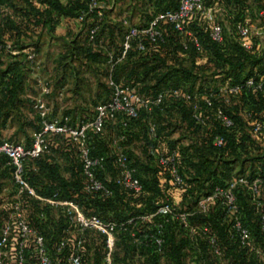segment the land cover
<instances>
[{
	"label": "trees",
	"instance_id": "16d2710c",
	"mask_svg": "<svg viewBox=\"0 0 264 264\" xmlns=\"http://www.w3.org/2000/svg\"><path fill=\"white\" fill-rule=\"evenodd\" d=\"M88 1L0 0V41L11 44L16 51V54H10L5 49H0V129L13 116L22 117V110L29 105L32 108L35 100L31 101L26 95L27 68L30 65L26 61V54L22 53L24 48L22 37L36 31L39 25L54 33L56 26L63 19L81 25L91 18L90 29L96 20L95 15L88 14L83 22L78 21L81 12L87 10ZM156 3L158 5L163 3L164 6L160 10H153L149 20L160 11L177 7V0H157ZM205 6L212 10L214 22L223 28L224 39L221 44L210 40L205 30L207 24L203 16H198L185 25V29L198 39L200 50L195 47L193 37L179 33L168 25L165 27L164 43L148 45L143 53L132 50L121 63L114 66L111 73L106 57V71L109 72L111 79L115 83L133 86L139 94L151 97L169 88H181L187 93L203 92L205 90L203 87L194 91V86L197 82H204L209 78H213L217 83V91L220 87L242 84L248 78L263 74L264 19L258 18L257 12L264 10V0H206ZM105 13L106 11L95 38L104 31ZM246 19L260 28L259 35L251 37L252 47L249 50L242 46V41L235 31L236 24ZM120 24L124 27L122 22ZM35 48H29L27 52L36 53ZM119 50L120 45L118 52ZM91 54L90 49L85 51L86 57ZM126 70L128 73L123 77L126 82H118L120 74ZM262 79L264 80V75ZM147 81L152 85L150 88L143 85L142 88L147 90L143 92L139 85ZM109 89L111 94L110 86ZM229 98V104L219 98L215 100V105L221 107L233 119L235 127L231 130L222 128L212 118L205 126L196 124L191 116L192 109L189 103L168 98L161 107L154 108L150 113L141 112L137 119L129 122V127L123 129L118 124L109 125L104 134L92 139V154L106 157V171L98 175L103 180L105 173L114 170L109 154V140L114 133L125 135L126 153L136 167L137 177L142 184V192L139 194L128 192L114 183L110 184L113 191L111 198L104 199L98 195L87 194L75 149L61 136H54L64 141L57 145L51 144L49 154L25 164V177L37 195L43 198L56 195L59 200L72 201L85 215H95L104 221L122 223L131 217L153 213L167 199L182 209L194 211L198 199L209 195L214 186L224 185L235 175H245L248 179L257 176L264 178V153H260L261 148H264V135L258 139L254 138L241 114L243 110H247L255 119L264 122V94L243 92ZM199 105L203 108L202 103ZM36 117L39 120L37 115ZM149 122L155 126V138L150 135ZM24 124L26 123L22 122L20 128ZM30 126L33 127V132L40 129V126L34 127L32 123ZM173 131L182 133L176 141L171 139ZM216 136L225 137L224 149L213 146L212 142ZM138 144L139 146L142 144L144 157V162L139 165L135 159L140 157H137L133 150ZM54 145L55 150L63 152L62 159L64 166L67 167L65 174L61 171L59 159L53 154ZM162 145L167 150L177 149L180 154L178 161L180 173L188 184L184 192L175 189L166 171L159 169L156 164L152 150ZM237 164L238 169L235 167ZM247 164L250 165L248 174ZM12 170V167L7 165V159L0 156V178L7 175L12 181ZM238 199L242 208V221L264 251V236L259 231L251 198L241 191ZM262 200L264 203V187ZM22 203L29 225L43 236L51 258L55 263L64 260L70 249L67 248L61 253L57 251L58 242L69 228L64 209H53L27 196L23 197ZM11 205L12 203L6 207L7 209L3 207L1 211L0 229L11 212ZM223 214L224 211L215 205L209 206L205 214L195 213L190 218L194 226L206 225L210 228L217 236L221 252V256L216 257L208 248L207 242L199 237L197 239L199 251L194 253L196 258L193 257L191 260H194V263L190 264H264V259L240 248L230 239L231 233L226 221L223 220ZM158 220L156 218L151 223L137 227L135 229L137 235L143 230L152 232L153 223ZM179 229L175 223L166 226V245L162 256L156 254L153 248H136L131 244L128 232H119L113 252L114 264H129V261L137 256L145 257L148 262L155 264L162 259L167 264H188L187 258L193 248L187 237L176 238V235H186ZM87 235L89 236L85 239L82 264H103L105 251L103 238L94 232Z\"/></svg>",
	"mask_w": 264,
	"mask_h": 264
},
{
	"label": "built area",
	"instance_id": "2783aa9c",
	"mask_svg": "<svg viewBox=\"0 0 264 264\" xmlns=\"http://www.w3.org/2000/svg\"><path fill=\"white\" fill-rule=\"evenodd\" d=\"M205 1L177 0L175 9L156 13L143 26L130 25L123 19L122 25L125 30L120 50L117 54L111 52L107 55L106 63L109 72L111 73L114 66L121 63L132 50L143 53L148 45L164 43L165 27L168 25L179 33L193 37L192 33L185 29V25L198 16L204 17L207 24L205 30L210 40L221 44L224 39L223 28L214 22L213 12L205 6ZM110 9L111 6L104 2L89 0L87 10L81 12L78 17L79 22H83L88 14L96 16L88 32L90 41L95 39L100 29L104 11ZM257 17L264 19V10H259ZM235 31L242 41V46L249 50L252 47L251 37L259 35L260 28L246 19L236 24ZM193 43L198 50L201 49L197 38L193 37ZM2 48L10 54H16L9 43L0 41V49ZM26 61L33 70L39 69L38 55L35 52H27ZM263 75L264 68L263 74L248 78L242 84L220 87L217 91L187 93L181 88H169L151 97L139 94L133 86L115 83L110 76L108 83L112 91L110 98L98 103L94 107L92 117L80 121L77 125H73L68 117L60 119L49 117L50 108L43 97L49 96L52 90L48 82L40 81L41 94L35 98L32 106L34 113L39 117L40 129L31 134V144L27 146L21 143H0V156H4L7 159V165L13 169L12 181L16 188L15 197L17 198L12 203L11 212L0 229V264H29V260H33L34 264H82L84 243L89 232L98 234L104 240L103 264H114L113 252L119 232H128L131 244L136 248H153L156 254L162 256L166 245V226L171 223H175L180 228L179 231L186 234L176 235L177 239L185 236L190 240L193 250L187 258L188 264L194 263L191 259L196 258L194 253L199 251L197 242L199 237L207 242L208 248L216 257H220L217 236L206 225L194 226L190 219L195 213L205 214L209 206L215 205L224 211L223 220L226 221L231 233L230 239L235 241L240 248L264 259V251L255 242L251 231L242 221V208L238 199L241 191L249 195L255 207L259 231L264 236V203L262 200L264 178L260 176L248 179L245 175H235L224 185L214 186L209 195L197 200L194 211L182 209L167 199L153 213L131 217L122 223L104 221L95 215L87 216L77 204L69 200H59L56 195L43 198L35 193L25 177V164L49 154L51 151L50 137L61 136L67 139L75 149L84 190L87 194L98 195L104 199L111 198L113 196L111 183L133 194H139L142 192V184L137 177L136 167L133 166L126 153L125 135L117 134L109 140V154L112 157L114 170L105 173L103 180L98 175L106 171V157L92 154V139L95 136L104 134L109 125L118 124L123 129L129 127V122L137 119L141 112L150 113L154 108L161 107L168 98L189 103L192 109L191 116L196 124L205 126L212 118L222 128L231 130L235 127L233 119L221 107L215 105V100L222 98L226 104H229V97L240 95L243 92L264 94ZM199 103H202L203 108ZM241 114L248 123L252 136L256 139L261 138L264 135V122L255 119L247 110H243ZM149 130L151 137L155 138V126L150 122ZM212 143L215 148L224 149L226 139L224 136H216ZM166 150L162 147L152 150L156 164L159 169L166 171L173 187L184 192L188 184L180 173L178 163L180 154L177 149ZM24 196L31 197L53 209H64L69 228L65 230L64 236L58 242L57 251L61 253L69 248L70 253L61 262L55 263L47 250L43 236L29 225L23 210ZM156 218L159 220L153 223L152 232L143 230L140 235H137L135 231L137 227L151 223ZM135 259L130 260L129 264H138Z\"/></svg>",
	"mask_w": 264,
	"mask_h": 264
},
{
	"label": "rangeland",
	"instance_id": "374dc122",
	"mask_svg": "<svg viewBox=\"0 0 264 264\" xmlns=\"http://www.w3.org/2000/svg\"><path fill=\"white\" fill-rule=\"evenodd\" d=\"M157 0H102L109 6H114V10H108L105 13L103 32L101 31L94 41L88 38L89 24L91 18L82 23L73 30H65L63 35L51 33L48 28L38 27L36 31L22 37L23 54L29 51V48H35L39 60V69L33 70L27 68V88L26 95L31 101L39 97L41 94L40 81H46L51 86V94L43 97L50 108L49 117H69L73 125H77L80 121L90 119L94 113V107L102 101H106L110 97L109 78L107 73L105 59L111 52L118 53L121 37L124 27L121 26L122 20H126L130 25L141 26L146 24L153 10H160L164 4L158 5ZM159 6V7H158ZM152 9V10H151ZM150 11V12H149ZM91 50L90 56H85V51ZM123 71V70H122ZM128 70L122 72L118 78V82L125 83L123 78ZM144 86L152 85L150 82L140 84L142 91H147ZM200 87L204 91H216L217 83L212 79H205L204 82H197L194 91ZM61 92V96L59 95ZM32 104V102H31ZM22 117L13 116L12 119L6 121L4 127L0 129V143H21L24 145L31 144V134L33 127L40 126L34 111L30 105L22 110ZM26 124L20 128V124ZM181 132L173 131L171 134L172 141H176L181 137ZM117 135V134H116ZM115 136L112 135L111 137ZM59 137H50V143L55 145L63 142ZM53 146V154L62 166L61 171L65 174L67 167L64 166L62 159L63 152L55 150ZM142 144L133 147L135 155L140 157L135 159L137 165L144 162L141 150ZM147 147V145H146ZM145 153L148 155V149ZM260 153H264L261 148ZM144 154V155H145ZM62 159V160H61ZM241 163L240 161H238ZM246 173L250 172V165L247 164ZM236 169L239 168L237 164ZM16 188L10 179V176L0 178V215L3 207L13 203ZM7 209V208H6ZM92 254V251H91ZM93 256V255H92ZM138 264H155L148 262L145 257L135 259ZM33 262V263H32ZM35 262L29 260V264ZM156 264H167L163 259L158 260Z\"/></svg>",
	"mask_w": 264,
	"mask_h": 264
},
{
	"label": "crops",
	"instance_id": "0c3cea01",
	"mask_svg": "<svg viewBox=\"0 0 264 264\" xmlns=\"http://www.w3.org/2000/svg\"><path fill=\"white\" fill-rule=\"evenodd\" d=\"M38 7H41V6H38ZM43 8V7H42ZM111 10H114V6L111 7ZM110 10V11H111ZM78 26V23L75 22V21H71V20H68V19H63L59 22V24L56 26L55 28V31H54V34H57V35H63L65 30H73V28H77ZM80 26V25H79ZM163 147V145H162ZM163 149H165L163 147ZM166 150V149H165Z\"/></svg>",
	"mask_w": 264,
	"mask_h": 264
}]
</instances>
